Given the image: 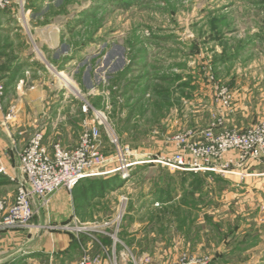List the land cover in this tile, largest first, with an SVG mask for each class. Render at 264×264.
Listing matches in <instances>:
<instances>
[{
	"label": "rangeland",
	"instance_id": "374dc122",
	"mask_svg": "<svg viewBox=\"0 0 264 264\" xmlns=\"http://www.w3.org/2000/svg\"><path fill=\"white\" fill-rule=\"evenodd\" d=\"M9 1L5 11L19 19L31 14L25 25L13 19L17 32L3 34L0 44L9 47L8 58L32 61L27 88L33 80L48 95L39 99L40 111L27 107L24 117L12 118L14 125L26 119L8 153L12 179L2 180L13 185L14 199L19 154L29 140L42 132L49 149L59 143L72 151L94 119L82 113L86 102L107 119L99 128L106 159L114 152L108 128L140 155L174 154V136L216 120L218 86L233 97L226 126L233 116L242 126L259 120L251 107L258 102L254 83L264 77L258 65L264 63V0ZM114 167L109 162L104 168ZM131 177L122 186L120 178L103 174L85 178L73 192L64 190L69 211L62 222L63 215L40 211L57 193L43 203L34 198L28 224L0 232V238L60 234L69 264L109 249L115 232L122 241L116 254L127 247L136 259L151 255L152 264L183 255L206 258L203 264H264L263 164L196 175L149 164L137 166ZM6 190L0 188V200L10 205L14 199L8 202ZM122 198L127 202L121 204Z\"/></svg>",
	"mask_w": 264,
	"mask_h": 264
},
{
	"label": "built area",
	"instance_id": "2783aa9c",
	"mask_svg": "<svg viewBox=\"0 0 264 264\" xmlns=\"http://www.w3.org/2000/svg\"><path fill=\"white\" fill-rule=\"evenodd\" d=\"M9 4V0H0V12L5 11ZM215 98L216 120L204 129L174 136L172 142L178 151L170 155H140L130 146L121 144L116 133L108 128L107 137L114 152L106 159L99 147V128L106 125L107 119L88 102L82 106V113H91L94 119L72 151L63 149L59 143L49 149L44 143V134L35 133L19 154L14 201L9 205L5 200H0V232L26 226L34 213L31 208L34 198L43 203L59 190L71 192L88 177L112 175L128 184L135 168L141 165L155 164L171 172L192 175L226 173L249 163L264 165V118L240 130L228 127L226 118L233 113V97L227 87L218 86ZM109 162L114 163L115 167L107 171L104 167ZM124 202H127L126 198L120 200L121 204ZM109 238L112 242L109 249H102L95 255L85 253L75 264H152L151 255L143 253L136 259L127 247H123L120 255L116 254V248L122 245V241L117 239V232ZM206 261V258L196 260L183 255L170 264H203Z\"/></svg>",
	"mask_w": 264,
	"mask_h": 264
},
{
	"label": "crops",
	"instance_id": "0c3cea01",
	"mask_svg": "<svg viewBox=\"0 0 264 264\" xmlns=\"http://www.w3.org/2000/svg\"><path fill=\"white\" fill-rule=\"evenodd\" d=\"M25 12L26 14H23V17L21 18L23 19L22 22L24 25L26 23L28 24V15L31 14V11ZM13 19H16L17 22L21 21L19 17L8 11L0 12V37L3 34H15V32H17L16 28L13 29L10 26L12 25ZM47 39L50 40V38ZM48 44L51 45V43ZM50 45H47L48 50L53 49ZM8 50L9 47L0 44V87L2 89V93L0 94V166H4L7 171L6 175L0 173V188L3 186L5 189H7L5 191V197L7 198L8 202H12L14 199L12 190L13 185H10V182L3 183L2 180L9 179L12 174V166H10L11 162L8 158V153L13 149L15 144L13 139L15 137V129H21L20 127H24L26 122V119L22 118L24 124L21 125L20 123H17L14 125V123H12V118L14 115L24 117V109L27 107H33L40 111L42 103H38V101L39 99L41 100L44 96L48 95H44L46 92L43 89L37 91V85L33 80L30 82L32 86H30L29 89L27 88L28 81L26 79V75L29 73H27L26 69L30 67V63H32V61H27L20 57H14V59H10L8 58ZM15 55L19 56L18 51H15ZM258 65L264 67V63H258ZM255 79L256 78L252 79V81L256 82ZM244 83H246V81H244ZM49 85L53 86V83L50 82ZM39 87H41V85H39ZM55 88L54 91L58 92V88ZM253 88L258 94V97H256L258 102L251 107V110L252 114L257 116V120H261L264 117V77L262 74L257 77V82L254 83ZM247 90L248 89L246 88V91ZM233 117H231L229 120L231 122L230 126L228 124L227 126L233 127L232 125H234V128H240V126H242L241 124L243 120L239 121L238 116ZM248 117L249 116L247 115V118ZM246 126L242 127L245 128ZM126 185L127 184L123 183L122 186ZM68 204L69 198L66 195V192L64 190H59L57 194L50 200L45 209L43 207V209L40 210L39 204H34V208L37 210V212H45L49 216L59 215V217H61L63 215L60 218V221L62 222L63 219H65L64 216H66L69 211L67 210L69 206ZM43 222H38L37 225L42 226L44 224ZM14 234L16 233L13 232V234H9L8 236L10 238L8 239L7 237L0 238V264H27L29 262L33 264H42L40 260L42 257L46 256L48 258L45 259L43 264H69L70 259L68 258V252H66L68 244L60 234H45L40 238H38L39 236L27 234L24 241L21 240L22 238H19L18 235ZM44 246L46 247L45 249Z\"/></svg>",
	"mask_w": 264,
	"mask_h": 264
},
{
	"label": "trees",
	"instance_id": "16d2710c",
	"mask_svg": "<svg viewBox=\"0 0 264 264\" xmlns=\"http://www.w3.org/2000/svg\"><path fill=\"white\" fill-rule=\"evenodd\" d=\"M116 178H117V177H116ZM118 179H119V178H118ZM81 182H82V181H81ZM81 182H80V183H81ZM80 183H79V185H80ZM79 185H77L75 188H77ZM75 188H74V189H75ZM74 189H73V190H74ZM73 190H72V192H73Z\"/></svg>",
	"mask_w": 264,
	"mask_h": 264
}]
</instances>
